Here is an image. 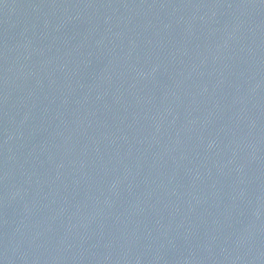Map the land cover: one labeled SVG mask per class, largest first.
Returning a JSON list of instances; mask_svg holds the SVG:
<instances>
[{"label":"water","instance_id":"water-1","mask_svg":"<svg viewBox=\"0 0 264 264\" xmlns=\"http://www.w3.org/2000/svg\"><path fill=\"white\" fill-rule=\"evenodd\" d=\"M0 264H264V0H0Z\"/></svg>","mask_w":264,"mask_h":264}]
</instances>
